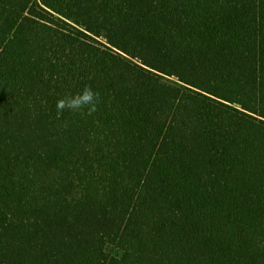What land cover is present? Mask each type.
Listing matches in <instances>:
<instances>
[{
	"label": "trees",
	"instance_id": "obj_1",
	"mask_svg": "<svg viewBox=\"0 0 264 264\" xmlns=\"http://www.w3.org/2000/svg\"><path fill=\"white\" fill-rule=\"evenodd\" d=\"M0 264H264V0H0Z\"/></svg>",
	"mask_w": 264,
	"mask_h": 264
},
{
	"label": "clouds",
	"instance_id": "obj_2",
	"mask_svg": "<svg viewBox=\"0 0 264 264\" xmlns=\"http://www.w3.org/2000/svg\"><path fill=\"white\" fill-rule=\"evenodd\" d=\"M101 103V95L98 90L93 89L90 84H85L82 89L75 93H66L56 101V116L59 119L67 110L79 113L82 116H90L98 110ZM67 126V122H64Z\"/></svg>",
	"mask_w": 264,
	"mask_h": 264
}]
</instances>
